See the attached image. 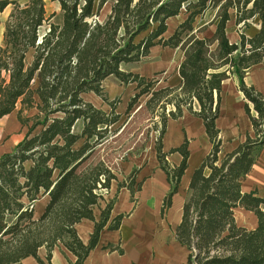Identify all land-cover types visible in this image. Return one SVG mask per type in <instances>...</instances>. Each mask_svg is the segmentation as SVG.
<instances>
[{"label":"trees","instance_id":"obj_1","mask_svg":"<svg viewBox=\"0 0 264 264\" xmlns=\"http://www.w3.org/2000/svg\"><path fill=\"white\" fill-rule=\"evenodd\" d=\"M52 1L59 3L60 24L50 22L54 15L46 17L44 0H0V14L8 9L0 45V119L19 106L16 120L25 130L14 148L0 156V264H20L29 256L45 264L37 258L38 248L45 247L49 261L59 244L75 256L71 264H85L100 233L118 230L123 215L110 219L114 199L100 210L97 221L93 216L102 200L99 189H108L114 177L101 164H86L120 117L115 112L120 99L108 101L102 88L109 76L120 84H135L137 92L128 101L127 112L142 95H150L146 107L157 101L162 108H173L161 114L159 129L155 127L156 160L169 184L163 208L177 193L189 155L187 140L162 151L167 118L178 119L186 110L202 120L212 144L191 175L174 232L175 241L187 252L186 264H264V198L241 192L243 178L264 148V95L243 81L248 69L264 64V0H98L96 5L95 0ZM108 1L109 14L99 21ZM208 9H217L215 29L211 37L200 38L207 25L195 30L194 22ZM231 11L243 29L256 18L258 31L252 37L240 33L239 42L230 43L225 28ZM180 13L185 19L163 38L167 20ZM156 45L182 52L175 87L152 90L158 73L146 78L121 70L122 65L146 58ZM231 75L237 77L254 136H246L219 160L215 121L221 84ZM85 93L100 97L109 110L86 102ZM30 110L35 113L23 116ZM78 121L82 128L75 133ZM172 153L182 157L177 166L166 161ZM117 187L132 195L140 183L134 188L132 180ZM44 196L47 202L36 216L35 203ZM237 207L255 215V229L237 226ZM83 219L94 223L86 244L75 230ZM115 250L122 252L118 246Z\"/></svg>","mask_w":264,"mask_h":264},{"label":"crops","instance_id":"obj_2","mask_svg":"<svg viewBox=\"0 0 264 264\" xmlns=\"http://www.w3.org/2000/svg\"><path fill=\"white\" fill-rule=\"evenodd\" d=\"M8 1H17L18 3L26 2V0ZM97 2L98 0H95V5ZM111 4V1L104 4L102 10L107 9L106 7L109 6L107 11L105 10L104 18L109 14ZM44 10L46 17L54 15L50 20L57 18L59 19L57 24L61 23V11L57 1L44 0ZM209 10L214 11V17L211 22L204 24L207 25V28L198 34L200 38L211 37L215 29L216 20L214 19L217 9H208L207 11ZM4 12H6V10ZM206 12L204 14H206ZM7 14L8 10L6 16ZM181 15L183 19L170 27V22L176 20ZM199 18L195 20L194 27ZM184 19L185 15H183V13L169 18L167 20V30L163 34V38L169 37L176 26ZM238 27L240 26L235 24V16L233 11H231L230 19L226 23L225 28V33L230 43L237 44L239 42ZM3 29L4 24L3 28H0V45L2 43ZM196 29L198 28L195 27V30ZM258 29V20L253 18L249 27L244 30L245 36L252 37ZM169 52H176L175 57L174 54L171 55ZM31 56V53L27 55V62H30ZM169 56H171V60ZM182 56V52L178 49H170L156 45L150 49L148 56L143 59L146 60V63L149 62V68H152L150 73H145L143 71L142 74L137 69H130L126 72L137 73L146 78H151L156 73H163L166 75L161 79L158 78L159 82L156 85L159 86V84H162V87H175L180 82L176 69L182 60ZM125 65L121 66V70H123L122 67ZM170 69H173L171 75L169 72ZM111 77L113 76H109L102 82L103 91L104 83L110 80ZM243 81L246 85L253 86L259 93L264 95V64L255 65L248 69L244 74ZM117 82L118 88L124 89L125 91L129 89V95H127L126 99H124V97L120 98V102L127 105L130 98L137 92L135 90L136 86L135 84L124 85L120 84L119 81ZM125 94H127V92ZM106 96L108 101L114 99H111L108 95ZM122 96H124V94ZM82 97L86 102L91 103L96 108H100L104 111L109 110V107L101 98L93 93H85ZM97 101L98 103H95ZM101 104H103L106 109L100 106ZM194 109H197L196 104H194ZM249 109L250 115L255 116L256 114L251 105H249ZM12 113L4 117L10 116ZM215 125L219 131L218 138L221 142L218 153L219 160H221L225 154L232 152L240 143L244 142L246 136H254L249 116L244 110L243 96L238 90V80L235 75H231L221 84L219 114L215 121ZM18 126L19 130L25 133V130L21 128L19 123ZM156 137L157 134L150 138L142 155L138 156V160L142 161L140 163H134L133 165V167L138 170L135 184L140 183L139 189H135L131 195L126 188L118 189L116 182L112 183L107 194L103 195L102 200L93 208V216L97 221L100 216V210L104 208L106 203L114 199L110 219L120 214L123 215V218L118 230L110 231L104 229L100 233L97 245L89 252L85 264H173L169 258L161 261L158 253L156 254L154 252V245H159L161 248V242H163V240L161 238V241H159L158 234L162 230V233L166 234V238L169 237V241L172 240L170 241L171 244L176 243L180 245L175 241L174 232L181 220L182 205L186 198L189 180L193 171L211 151L212 144L205 133L202 120L191 115L186 110H183L182 116L178 119L167 118L165 131L161 139L162 151L167 153L171 149L179 147L184 140H187L189 155L187 167L181 177L177 193L172 196L170 206L163 208L165 196L169 191V184L166 180L165 173L159 168L156 160L154 149ZM181 159L182 157L179 153H172L166 157V161L171 166L179 165ZM134 162H136V158H134ZM207 173L208 170L206 169L205 174ZM241 192H254L258 197L264 198V148L259 153V156L248 174L243 178L241 182ZM46 202V196L36 201L34 211L36 216L42 213ZM234 219L237 226L247 230H253L257 227L255 215L240 207L234 209ZM93 227L94 223L87 219H83L75 225L77 235L84 244L88 242ZM147 230L154 234L152 243H149L147 239ZM156 240L158 243H156ZM117 246L121 249V254L115 250ZM36 255L37 258L45 264H71L75 261V256L61 244L52 250L49 261L46 259L47 251L43 246L38 248ZM186 257L187 252L185 253V264ZM20 264H39V262L34 257L29 256L22 259Z\"/></svg>","mask_w":264,"mask_h":264},{"label":"rangeland","instance_id":"obj_3","mask_svg":"<svg viewBox=\"0 0 264 264\" xmlns=\"http://www.w3.org/2000/svg\"><path fill=\"white\" fill-rule=\"evenodd\" d=\"M106 8L108 9L109 6ZM107 9H104L100 12L98 17L99 21H104L105 10L107 11ZM6 12L0 15V28H3ZM213 17L214 11H207L206 14L196 21L195 27L199 28L202 25L211 22ZM182 19L183 17L181 15L176 20H172L170 22V27ZM50 22L57 24L59 19L54 18L53 20H50ZM238 30L240 34L244 33L245 29L238 27ZM141 37H143V35L139 36L138 39ZM169 53H171V55L174 54L175 57L176 52ZM170 58L171 56H169V59ZM148 63L149 62L146 63V60L141 59L140 62L129 63L123 66L122 69L125 71L137 69L142 74L143 71L145 73H150L152 68H149L150 65ZM169 72L171 75L173 73V69H170ZM164 75L166 74L158 73L156 78L161 79L164 77ZM117 83L118 82L114 77H111L110 80H107L104 83V91H106L105 95H108L111 97V99H120L121 97L126 99L127 95H129V89L127 91L120 89L117 87ZM160 88H163L162 84H159V86L155 85L152 90ZM126 92L127 94H125ZM123 94L124 96H122ZM149 97L150 95L140 96L138 102L128 112L126 111V105L119 101L115 110V112L120 115L119 120L109 128V133L106 140L101 145L96 147L93 155L86 163H91L92 165L101 164L102 168L106 169L110 175L114 177V179L111 180L110 185L115 182L117 185L121 183L129 184L132 180L135 182V178L138 173L134 176L130 175V173L135 169L133 167L134 163H140L142 161L138 160V156L142 155V152L145 150L150 138L152 136H156L158 133L155 127L159 129L161 114L166 115L170 110H173L171 105H165V107L162 108V104L158 103L157 101L152 102L151 106L146 107L145 104ZM95 103H98V101ZM100 106L106 109L103 104ZM18 108L19 106H17L16 110L13 111L10 116L4 117L0 120V156L4 153L10 152L24 135V131L19 130L18 123L15 119ZM34 113V110L25 111L23 116L29 117ZM81 128L82 123L81 121H78L75 124L73 131L78 133ZM134 158H136V162H134ZM136 185L137 184H135L134 188H136ZM109 188L99 189L98 193L102 196L106 195ZM162 231L158 234L159 241H161V238L163 240V242H161V248L159 245H154V252L156 254L158 253L161 261H163V259L169 258L173 264H185V249L176 243L171 244L170 241L172 240L169 241V237L166 238V234L162 233ZM146 232L149 243H152L154 236L153 232L148 230ZM156 243H158L157 240Z\"/></svg>","mask_w":264,"mask_h":264}]
</instances>
